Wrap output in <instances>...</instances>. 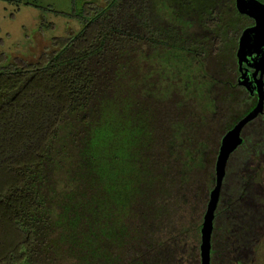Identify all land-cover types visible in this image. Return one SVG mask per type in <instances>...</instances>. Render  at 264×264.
I'll return each mask as SVG.
<instances>
[{"label": "trees", "instance_id": "obj_1", "mask_svg": "<svg viewBox=\"0 0 264 264\" xmlns=\"http://www.w3.org/2000/svg\"><path fill=\"white\" fill-rule=\"evenodd\" d=\"M156 1L191 25L166 19ZM71 5L80 28L53 50L33 61L0 54V264H199L181 193L195 213L206 209L221 139L256 106L235 59L252 21L234 0H104L80 15ZM167 53L193 70L179 79ZM141 55L151 60L142 70ZM139 82L171 90L144 98ZM64 126L69 143L58 145ZM176 131L189 155L204 152V176L186 186L182 151L167 146ZM241 139L226 163L210 264H251L264 242V107ZM62 177L76 186L57 190Z\"/></svg>", "mask_w": 264, "mask_h": 264}, {"label": "rangeland", "instance_id": "obj_2", "mask_svg": "<svg viewBox=\"0 0 264 264\" xmlns=\"http://www.w3.org/2000/svg\"><path fill=\"white\" fill-rule=\"evenodd\" d=\"M72 0H22L21 4L18 6L8 4L4 1H0V54L4 53L6 58H14L16 56L24 58L26 61L37 60L44 52H49L54 49L53 39H65L70 36L69 33H74L80 28V23L74 20L75 18L72 15ZM75 1V13L80 15L82 10V5L86 2H94L100 6L104 5V0H74ZM156 6L160 13L169 21H173L181 25L183 28H188L190 23H187L186 20L179 17L173 9L168 7L165 3L156 1ZM58 13L67 14V16L56 15L51 10ZM163 60L172 61L175 63L176 70L180 69V77L183 76L185 71H192L191 62L186 60L178 53H170L163 55ZM162 55L157 56L161 58ZM150 58L145 59L143 55L140 56L138 66L142 70L145 68V65L149 64ZM144 66V67H143ZM178 67V68H177ZM142 84L141 82H139ZM195 87L192 91L189 88V91L192 95L196 96V90L200 92L201 90L194 83L192 84ZM190 85V86H192ZM143 88L142 96L144 98L153 97L158 94L159 96L167 95L171 90L170 85L163 84L159 85V88L154 91L151 90V87L147 84H142ZM162 87V89H161ZM198 87V88H197ZM206 95V94H205ZM67 127H63V134L60 137V140L56 144L63 145L69 143V137L67 136ZM182 130V128L180 129ZM185 130V129H184ZM174 140L170 139L167 142L168 149L171 148V145L175 144L182 151L181 158L179 154L174 152V157L179 159L181 164L180 174H181V185L186 186L189 183L193 184L196 177L199 175L204 176V169H199L198 164L201 161V158L204 152H200L198 157H192L189 153L180 146L183 143V139L178 135V132L172 133ZM186 138V137H185ZM185 140V139H184ZM71 158L66 159L67 168L69 167V162L71 160H77V151L71 148ZM186 151V152H185ZM203 167V162H202ZM200 170V171H199ZM257 181H259L264 190V165L258 171ZM65 186L68 189L74 188L75 183L71 182L65 177L60 178L57 185V190H64ZM187 188V187H186ZM184 188L183 192H187V189ZM181 193V204L184 206L185 219L182 226L184 231H187V236L189 239L196 238L199 242L200 240V228L202 223V218L204 211H199L195 213V202L192 196L186 197L184 193ZM207 202L205 203V205ZM53 218H56L55 212L52 214ZM194 236V237H193ZM251 264H264V242L260 243L256 247L255 259Z\"/></svg>", "mask_w": 264, "mask_h": 264}, {"label": "water", "instance_id": "obj_3", "mask_svg": "<svg viewBox=\"0 0 264 264\" xmlns=\"http://www.w3.org/2000/svg\"><path fill=\"white\" fill-rule=\"evenodd\" d=\"M235 7L239 14L250 18L254 22L252 27L245 29L240 35L236 58L240 73L238 84L245 88L250 94L255 92L257 95V103L256 106L221 139L214 167V186L209 193V199L200 228L199 264H210V241L214 213L217 208L228 158L242 143V129L258 115H261L264 107V5L256 0H235ZM261 47H263V52L259 54ZM247 53L250 55L255 53L258 58L251 65L254 69L252 83H249V80L246 78V72H242V63L245 61Z\"/></svg>", "mask_w": 264, "mask_h": 264}, {"label": "flooded vegetation", "instance_id": "obj_4", "mask_svg": "<svg viewBox=\"0 0 264 264\" xmlns=\"http://www.w3.org/2000/svg\"><path fill=\"white\" fill-rule=\"evenodd\" d=\"M256 1H258V2H260V3H262L264 5V1H262V0H256ZM234 5H235V0H234ZM253 25H254V22L252 21V24L250 26H248L247 28L252 27ZM237 48H238V42H237ZM237 48H236V51H237ZM259 52H260L259 54H261L263 52V47L260 48ZM235 59H236L237 70H238L239 67H238V63H237L236 52H235ZM257 59L258 58H257V55L255 53H253L251 55L249 53H247V55L245 57V61L242 63V72H246V78L249 80V83H252V81H253L252 74L254 72V69L251 67V65ZM239 76H240V73H239V70H238V79H239ZM263 81H264V76H263ZM251 96L256 98V100H257V95H256L255 92H253L251 94Z\"/></svg>", "mask_w": 264, "mask_h": 264}]
</instances>
